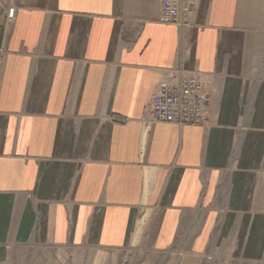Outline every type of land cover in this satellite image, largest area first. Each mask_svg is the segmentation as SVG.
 <instances>
[{"label": "crops", "instance_id": "1", "mask_svg": "<svg viewBox=\"0 0 264 264\" xmlns=\"http://www.w3.org/2000/svg\"><path fill=\"white\" fill-rule=\"evenodd\" d=\"M160 8L0 0V264L27 246L264 253V0H199L184 26ZM181 67L205 75L207 128L145 116Z\"/></svg>", "mask_w": 264, "mask_h": 264}, {"label": "built area", "instance_id": "2", "mask_svg": "<svg viewBox=\"0 0 264 264\" xmlns=\"http://www.w3.org/2000/svg\"><path fill=\"white\" fill-rule=\"evenodd\" d=\"M198 3L199 0H161V21L177 26L188 25ZM15 13L16 8L11 7L9 19ZM209 104L205 75L191 73L181 67L168 71L162 78L145 108V116L151 124L166 122L207 128L211 125Z\"/></svg>", "mask_w": 264, "mask_h": 264}, {"label": "rangeland", "instance_id": "3", "mask_svg": "<svg viewBox=\"0 0 264 264\" xmlns=\"http://www.w3.org/2000/svg\"><path fill=\"white\" fill-rule=\"evenodd\" d=\"M216 247L200 259L186 261L182 256L176 257L171 253L27 246L19 248L9 264H264V253L251 258L226 246Z\"/></svg>", "mask_w": 264, "mask_h": 264}]
</instances>
